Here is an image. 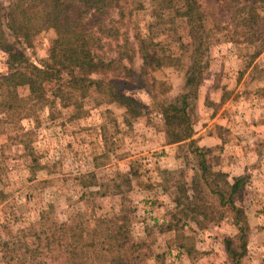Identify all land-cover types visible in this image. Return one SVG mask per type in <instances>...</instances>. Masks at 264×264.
I'll use <instances>...</instances> for the list:
<instances>
[{"label":"rangeland","instance_id":"obj_1","mask_svg":"<svg viewBox=\"0 0 264 264\" xmlns=\"http://www.w3.org/2000/svg\"><path fill=\"white\" fill-rule=\"evenodd\" d=\"M123 12L120 33L132 38L139 31L158 43L159 56L169 58L136 92L145 114L125 118L123 108L104 103L93 91L83 100L77 98V107L63 106L53 98L55 88L48 86L47 97L55 101L51 107L28 102L21 114L30 118L17 116L13 123L11 118L0 124V264L6 261L3 242L14 250L25 234L51 235L61 223L86 235L91 229L100 231L99 219L114 213L127 218L135 241H145L152 253L163 254L150 264H264V52L247 67L248 58L225 42L227 32L217 35L221 43L210 48V74L199 88L193 114V139L209 149L206 159L212 171L230 182L247 177L244 192L236 198L247 220L243 237L214 214L223 208L209 193L195 201L205 206L207 217L192 219L180 211L174 215L175 186L195 173L197 162L188 145L165 148L170 145L160 109L184 91L190 40L182 23L174 32L150 29L149 0H126ZM111 17L119 19L116 11ZM217 19L226 21L223 14ZM54 37L49 30L35 38L36 59L46 56ZM6 61L0 51V74L7 71ZM132 65L139 74L142 61L136 54ZM18 94L27 97L29 92L20 88ZM208 96L212 106L205 104ZM204 134L214 136L216 144L199 143ZM227 240L238 254L234 258L227 253ZM242 243L245 250L240 249ZM57 256L47 264H58ZM31 261L25 256L24 263Z\"/></svg>","mask_w":264,"mask_h":264},{"label":"trees","instance_id":"obj_2","mask_svg":"<svg viewBox=\"0 0 264 264\" xmlns=\"http://www.w3.org/2000/svg\"><path fill=\"white\" fill-rule=\"evenodd\" d=\"M125 1L0 0V51L7 55V71L0 74V124L11 118L10 123H13L17 116L30 118L21 114L23 105L28 102L51 107L55 101L47 97L48 86L55 88L53 98L63 106L77 107V98L83 100L93 91L104 103L123 108L125 118L143 117L145 108L135 96L149 84L150 72L166 66L169 58L159 56L158 43L150 37H141L139 31L134 32L132 38L127 32L120 33V24L125 19ZM149 2L153 19L150 29L174 32L175 26L182 23L190 40L184 91L160 109L167 145L179 148L188 145L189 153L197 162L195 173L175 186L174 215L180 211L186 217L190 213L192 219L197 215L207 217L205 206L195 201L203 193H209L216 196L218 206L223 208L216 209L214 214L234 225L245 237L246 215L243 208L236 205V198L244 192L247 177L241 175L230 182L226 175L212 171L206 159L209 149L198 147L197 140L193 139V114L199 88L210 74V48L221 43L217 35L227 32L223 33L225 42L234 44L241 58H248L247 67L264 52V0ZM113 11L118 20L111 17ZM221 14L226 21L217 19ZM49 30L55 37L46 56L38 60L34 53L35 38ZM176 40L182 45L181 39ZM135 54L142 61L139 74L132 65ZM20 88H27L29 95L20 97ZM205 104L213 105L209 96ZM216 108L214 105L213 114ZM181 176L183 178L184 174ZM41 219L44 221V217ZM126 221L122 213H114L109 218L99 219L103 226L100 231L91 229L86 235L62 223L55 226L56 231L51 235L46 231L43 235L25 234L24 241H18L20 244L15 245L14 250L8 248V243H2L3 260L5 264H27L25 256L29 255L32 261L28 264H47L57 254L60 257L54 261L58 264L159 262L163 254L152 253L145 241H135ZM226 245L231 258L236 257L232 242L227 240ZM245 248L246 243H242L240 249Z\"/></svg>","mask_w":264,"mask_h":264},{"label":"crops","instance_id":"obj_3","mask_svg":"<svg viewBox=\"0 0 264 264\" xmlns=\"http://www.w3.org/2000/svg\"><path fill=\"white\" fill-rule=\"evenodd\" d=\"M206 131V129L205 128H203L202 129V131L200 132V133H198L196 136L198 137V136H200L201 134H202V132L204 133ZM216 139H218V138H216ZM214 140V142H213V145H215L216 143V141H215V139H214V136H210L209 134H204L203 135V138H202V140H200V142L199 143H201V141H202V143L205 145L206 143H211L212 141ZM215 143V144H214ZM213 145H211V146H213ZM166 147H169V148H166ZM165 148L168 150L169 149V151H170V148H173L172 147V145H170V146H165Z\"/></svg>","mask_w":264,"mask_h":264}]
</instances>
